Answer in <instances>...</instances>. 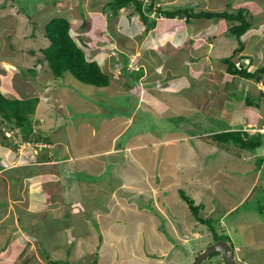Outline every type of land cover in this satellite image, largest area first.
Listing matches in <instances>:
<instances>
[{"label": "rangeland", "instance_id": "rangeland-1", "mask_svg": "<svg viewBox=\"0 0 264 264\" xmlns=\"http://www.w3.org/2000/svg\"><path fill=\"white\" fill-rule=\"evenodd\" d=\"M108 1L0 0V90L10 97L40 98L33 125L52 139L68 138L69 167L79 170L62 169V179L38 185L41 176L22 170L28 145L1 151L0 231L7 229L0 233L19 225L12 208L27 210L28 204L37 210L36 201L47 205L63 199L68 207L61 209H67L62 221L70 235L47 239L46 217L44 224L27 227L33 228L38 256L51 255L59 264L61 259L65 264H192L215 241L213 230L233 246L241 264H264V167L256 177L264 147L253 153L212 135L227 128L252 126L250 133L264 128V82L223 77V59L239 45L225 19L201 18L199 28L191 25V37L201 43L194 48L197 54L192 52L196 60H188L184 69L180 61L192 53L180 50V60L162 51L186 38L185 32L172 31L173 21L159 18L158 26L144 34L137 12L110 14ZM191 1L200 3L197 11L249 9L254 23L241 38L246 49L234 60L249 54L250 70L264 64V0ZM56 16L70 19L72 35L88 59L110 74L109 86L83 83L69 71L62 77L47 73V63H40L42 49L50 44L44 27ZM169 60L180 75L162 76ZM139 67L144 74L136 79ZM157 71L162 72L158 79ZM6 157L13 158L12 165ZM182 190L205 205L200 213L207 223L191 212ZM7 240L5 248L13 252L15 245L11 249ZM202 264L224 261L216 252Z\"/></svg>", "mask_w": 264, "mask_h": 264}, {"label": "trees", "instance_id": "trees-1", "mask_svg": "<svg viewBox=\"0 0 264 264\" xmlns=\"http://www.w3.org/2000/svg\"><path fill=\"white\" fill-rule=\"evenodd\" d=\"M199 5L200 3H193L191 0L176 3L169 2L167 4H165L163 0L160 2H158V0H109L105 5L108 10H105L110 14H119L121 9H133V12L130 14L132 15L137 12L146 25L144 34H147L151 29L158 26L159 18L173 21V26L171 28L172 31L174 32L179 29L180 31L185 32L186 38L182 44L175 42L172 43V49L162 50L164 54L171 59L176 58L177 56L180 57V60L184 59V57H182L183 54L178 55L180 54V50H183V53L189 52L188 54L195 52L194 48H197L201 41H196L191 37L190 27L193 26V28H199L200 23L198 20L201 18L209 20L225 19L229 25L227 27L229 34L235 36L237 40H239V45L235 48L233 53L235 54L246 49L241 38L246 35L254 23L251 20V16L249 17V9L239 7L235 10L227 8L221 11L211 9L197 11L196 7ZM71 30L72 23L69 18L64 16H56L45 23L44 35L49 39L50 44L42 49L43 57L40 59V63L46 62L47 73L49 72V74L54 77H62L67 71H69L83 83L98 87L109 86L111 84L110 74L102 68L97 60L88 59L86 52L76 41ZM210 47L208 46V49H210ZM197 50H199V48H197ZM196 54L197 53L195 52V55ZM187 57V59L180 61L182 64L185 63L184 69L190 66L191 62H188V60L194 61L197 56H193L192 53L191 56L187 55ZM246 59L248 60V64L243 62L237 65L234 62L235 60H233V55L225 57L223 59L225 69L221 70L223 71V77L226 75H233L241 79L264 82V64L254 70H250V64L254 59L249 54L241 55L240 60L244 61ZM169 62H171V60L167 61L169 66H166L165 70L167 72L164 71L165 73L162 76L167 75L168 77L171 74L172 76L180 75L174 67H171V63ZM143 71V67L134 70L133 73H136V79H139L144 74ZM182 72H185V70H182ZM129 73H131V71H129ZM156 73V78L158 79L162 72L159 73L157 71ZM260 95H264V91L261 92ZM39 101L40 98L37 96L25 99L15 98L5 95V93L0 90V150L5 151L7 148H13L15 152H17L20 144L24 143L28 145L27 149L29 155L23 154V157L28 160V163H24L25 167L22 170L30 169L31 173L37 177L49 174L47 178L50 179L53 177L54 173L52 171H54L57 173V176L61 175L62 179V176L64 175L61 173L62 169L68 172L71 168L77 173L79 170L75 169L76 166L69 167L71 155L73 157L71 146L68 152L66 150L64 151L65 146L67 148L70 144L69 139L59 138V136H54L52 139L50 138V133L45 135L43 132L37 131L36 126L33 125L34 121L33 118L31 120V117L36 113ZM246 102L248 105H251L252 103L249 99H247ZM131 115L129 117H131ZM225 130L212 135L220 142L225 144L234 143L240 148L250 150L253 153H258L257 149L264 147V132L250 133L246 128L242 127L227 128ZM7 132H10L12 135L9 136ZM17 155L18 157L20 156L19 154ZM259 157V168H262L264 167V156L259 155ZM2 158H4V154L0 153V170H3L4 167V165L1 164ZM13 158L6 157L5 162L11 164ZM73 176L74 178L78 177L77 174H74ZM16 180V178H11V181ZM3 181L6 182L4 178ZM181 196L199 221L202 224H205V222L207 223L208 221L202 218L203 216L201 217L200 213L201 209L205 210V205L197 204L196 200L186 194L183 190L181 191ZM261 211H264L262 206ZM213 237L214 240H218L221 239L223 235H219L216 230H213ZM217 253L221 256L220 252ZM42 255L46 261L49 260L50 264H59L52 260L47 254L43 253ZM236 255L239 256L238 254ZM19 257L24 258V253ZM65 263L67 262H61V264ZM20 264L27 263L25 261ZM92 264H97V261L94 260Z\"/></svg>", "mask_w": 264, "mask_h": 264}, {"label": "crops", "instance_id": "crops-1", "mask_svg": "<svg viewBox=\"0 0 264 264\" xmlns=\"http://www.w3.org/2000/svg\"><path fill=\"white\" fill-rule=\"evenodd\" d=\"M202 53L203 54L208 53V51H204ZM152 100H154V98ZM1 151L2 150H0V153H1ZM71 159H72V155H71ZM260 172H261V169L257 168V172H256L257 176L256 177H259V179L261 178ZM48 175L49 174H44L43 176H41V179H40L41 181H38V185L46 184L47 181L50 182L55 176H57V173L53 174V177H51L50 179L47 178ZM45 179H48V180H45ZM255 181H259L258 178H256ZM248 194H249V192H247V194H245L244 199L248 196ZM45 195L46 194H44L43 196H45ZM52 196H54V199L56 198L55 195H52ZM44 201H46V200H44ZM40 203H43V205H41ZM45 204H46V202L36 201L35 207H37V210H36V208H28V204H27V210L25 208L24 209L20 208V206L12 208V210H14V212H15V216L17 218L19 225H17L14 228L12 227L13 230H11L9 232V234L7 232H6L7 234L5 233L6 235L0 233V264L16 263L19 261V259H20L19 256L22 253H24V256L26 257V259L23 260L22 262L26 261L27 264H50L49 260L46 261L44 258L39 257L38 253L35 252V245L32 243L33 239H34L33 238L34 234H33V232H31V231H33L32 230L33 228L27 229V227H29V226L36 227V226H38L39 222H41V224H44V219H45L44 217H46L47 221L45 223L47 225V227H46V232H47L46 234H48L47 239H52L54 234H58L60 232L61 233L68 232V235H70V226H67L66 223H64L62 221L64 219V217H66V214H67V209H66V211L61 210V209L68 207L67 202L65 200H63V199L52 200L51 203L48 201L47 205H45ZM50 208H52V209L50 210ZM39 209H41V213H40L41 215H39V213H37ZM234 209H235V206L230 208V211H232ZM60 211H62V212H60ZM50 222H53L54 225L51 226ZM49 227H51V228H49ZM8 228H11V227L8 226ZM6 229H7V227L5 229H2L0 232L5 231ZM23 236H27V240H24ZM7 239H11L10 240L11 244H9L7 246H9L12 249V247L15 245V249L13 252H12V250H10L8 253L7 248H5V244L8 243ZM15 241L17 242V244L15 243ZM18 242L21 244H18ZM51 247L54 248L53 245H51ZM26 250H27V253H26ZM69 255L70 254L65 255V256H69ZM52 260H54V259H52ZM63 260H65V259H63ZM63 260L61 259V262Z\"/></svg>", "mask_w": 264, "mask_h": 264}, {"label": "water", "instance_id": "water-1", "mask_svg": "<svg viewBox=\"0 0 264 264\" xmlns=\"http://www.w3.org/2000/svg\"><path fill=\"white\" fill-rule=\"evenodd\" d=\"M215 252H220L222 254L224 264H239L236 259L233 246L224 238L210 243L209 246L199 254L192 264H202L203 261L208 259V257Z\"/></svg>", "mask_w": 264, "mask_h": 264}, {"label": "clouds", "instance_id": "clouds-1", "mask_svg": "<svg viewBox=\"0 0 264 264\" xmlns=\"http://www.w3.org/2000/svg\"><path fill=\"white\" fill-rule=\"evenodd\" d=\"M235 50V49H234ZM234 52V51H233ZM240 52V51H239ZM236 54V53H235ZM235 54L233 53L232 55H233V60H234V56H235ZM251 56V55H250ZM240 57H241V55L240 56H238V59L239 60H237V61H234L237 65H239L241 62L240 61H242V60H240ZM242 62H245V61H242ZM246 64H248V62L246 63ZM251 129L252 128H254V127H252V126H249ZM249 127H245L247 130L249 129ZM262 127H264V125L262 126ZM261 128V127H260ZM258 132H264V128L262 129V130H260V131H258ZM263 156H264V154H262ZM260 169H262V168H260ZM222 239V238H221ZM234 249V248H233ZM234 252H235V249H234ZM221 254V253H220ZM235 255H236V252H235ZM221 256H222V254H221ZM236 259H237V261H238V263L240 262V261H242L241 260V258L239 257V256H237L236 255ZM239 264H241V263H239Z\"/></svg>", "mask_w": 264, "mask_h": 264}, {"label": "flooded vegetation", "instance_id": "flooded-vegetation-1", "mask_svg": "<svg viewBox=\"0 0 264 264\" xmlns=\"http://www.w3.org/2000/svg\"><path fill=\"white\" fill-rule=\"evenodd\" d=\"M240 263V262H239Z\"/></svg>", "mask_w": 264, "mask_h": 264}]
</instances>
